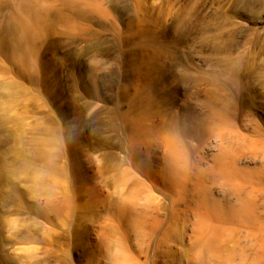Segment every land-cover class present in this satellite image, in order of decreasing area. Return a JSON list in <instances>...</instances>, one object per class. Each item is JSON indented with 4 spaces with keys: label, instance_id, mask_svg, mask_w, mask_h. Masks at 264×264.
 I'll list each match as a JSON object with an SVG mask.
<instances>
[{
    "label": "rangeland",
    "instance_id": "obj_1",
    "mask_svg": "<svg viewBox=\"0 0 264 264\" xmlns=\"http://www.w3.org/2000/svg\"><path fill=\"white\" fill-rule=\"evenodd\" d=\"M155 263L264 264V0H0V264Z\"/></svg>",
    "mask_w": 264,
    "mask_h": 264
},
{
    "label": "bare ground",
    "instance_id": "obj_2",
    "mask_svg": "<svg viewBox=\"0 0 264 264\" xmlns=\"http://www.w3.org/2000/svg\"><path fill=\"white\" fill-rule=\"evenodd\" d=\"M148 13V12H147ZM137 198V197H136ZM136 198H134V200L136 199ZM133 199V198H132ZM133 200V201H134ZM53 201H57V202H59L61 205H55L57 208H59L60 206H62V208L63 207H66V206H68L69 204H68V200H66V199H64V200H59V199H55V200H53ZM133 201H131V204L133 203ZM136 201H137V199H136ZM130 204V205H131ZM134 204H136L137 206L138 205H140L139 204V202H134ZM134 204H133V206H134ZM135 205V206H136ZM133 206H130V208L131 207H133ZM140 207V206H139ZM136 208H138V207H136ZM134 209V208H133ZM131 211V210H130ZM135 211L136 212H134L135 214H136V216H135V218L134 219H136L135 220V223L137 224V228L136 227H130L129 225H127V227L129 228V230L127 229V230H125V234H124V231L122 232V235L123 236H125V240H121L122 239V237L120 238V240H118V242L124 247L125 245H128V244H130L131 242H132V237L131 236H134V235H132L131 234V230L132 229H134V230H136L137 231V229L139 228V227H141V230H140V228H139V230H138V235L139 234H143V236H142V234H141V237H145L146 239H148V240H151L152 241V239L154 238V230H155V228H156V226L159 224V218H157V217H154V216H151V215H149V214H147V215H143L142 214V210H140V212L139 213H141V214H138V212L137 211H139V210H136L135 209ZM131 212H133V210L131 211ZM219 215H220V213H219ZM231 215V214H230ZM222 216V215H221ZM226 217V216H225ZM133 219V220H134ZM123 221V220H122ZM121 222V221H120ZM119 222V223H120ZM126 222H127V220H126ZM122 224H124L123 222H122ZM126 227V226H125ZM96 231V230H95ZM102 231V230H101ZM141 231V233H139ZM102 233V232H101ZM133 233V232H132ZM103 234V233H102ZM101 234V235H102ZM131 234V235H130ZM148 234V235H147ZM138 235H135V236H138ZM140 236V235H139ZM102 237H103V235H102ZM138 237H135V239H137ZM140 238V237H139ZM134 239V238H133ZM142 239V238H141ZM141 239H138V241L139 242H141L140 240ZM168 238H164V240H167ZM168 241V240H167ZM144 242V241H143ZM149 242V241H148ZM153 243V242H152ZM209 243V242H208ZM144 244V243H143ZM210 244V243H209ZM142 245V244H141ZM167 247H168V245H167V243L165 244ZM165 245H163L164 247H165ZM151 246V245H150ZM162 246V245H161ZM160 248V247H159ZM158 248V249H159ZM168 248H170V247H168ZM163 249V248H162ZM161 249V250H162ZM165 249V248H164ZM160 250V251H161ZM168 250V249H167ZM160 251H158L159 253H160ZM164 251H166V249L164 250ZM169 251H171L170 249H169ZM169 251H167V253L169 252ZM150 252H151V250H150ZM157 252V253H158ZM162 252V251H161ZM156 253V254H157ZM163 253V252H162ZM166 253V252H165ZM164 253V254H165ZM169 254V253H168ZM170 255V254H169ZM172 255V254H171ZM128 256V254L126 253L125 254V258H124V260H126V262L128 261V259L130 260L131 259V257H127ZM157 256H159V255H157ZM160 256H161V254H160ZM159 256V257H160ZM167 256V255H166ZM164 257H165V255H164ZM158 258V257H157ZM166 258V257H165ZM168 259H170V258H168ZM157 261V260H156ZM171 261V260H170ZM169 261V262H170ZM157 263V262H156ZM155 263V264H156ZM167 264V263H166Z\"/></svg>",
    "mask_w": 264,
    "mask_h": 264
}]
</instances>
